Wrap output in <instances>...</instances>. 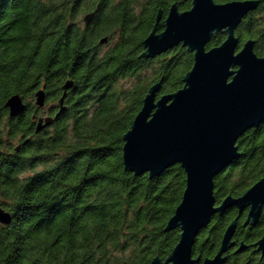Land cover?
Wrapping results in <instances>:
<instances>
[{
    "label": "trees",
    "instance_id": "obj_1",
    "mask_svg": "<svg viewBox=\"0 0 264 264\" xmlns=\"http://www.w3.org/2000/svg\"><path fill=\"white\" fill-rule=\"evenodd\" d=\"M192 3L0 0V206L13 217L0 223V264H152L171 255L181 229L166 227L182 200L186 173L178 163L154 178L136 176L125 169L123 146L154 85L160 83L158 99L184 87L194 53L179 45L146 58L144 41L153 29L164 30L173 4L184 12ZM236 35L239 49L253 40L256 55L264 57V0ZM103 38L108 42L101 44ZM226 38L216 34L208 49ZM68 81L66 110L37 132L41 117L59 112ZM40 89L43 108L35 104ZM15 94L26 109L11 117L5 104ZM238 146L240 157L215 177L217 205L264 178V122ZM247 215L236 207L215 214L198 234L194 257H214L238 217L225 264H264L254 246L264 235V208L255 226L244 225ZM241 244L246 250L235 253Z\"/></svg>",
    "mask_w": 264,
    "mask_h": 264
},
{
    "label": "water",
    "instance_id": "obj_2",
    "mask_svg": "<svg viewBox=\"0 0 264 264\" xmlns=\"http://www.w3.org/2000/svg\"><path fill=\"white\" fill-rule=\"evenodd\" d=\"M261 0H240L216 3L214 0H193L188 11L177 4L170 8L165 28H157L144 41L146 58H154L179 45L194 53V64L186 74L184 87L175 93L157 98L160 83L154 85L131 129L124 136L125 169L136 176H160L174 164L186 173L182 200L168 221L166 230L181 229L180 240L163 262L152 264H225L227 253L235 247L232 239L238 217L227 227L218 253L212 258L194 257L199 232L208 226L215 214H224L236 207L242 214L248 209L245 226L258 224L264 208V178L239 197L227 196L217 205L215 177L240 157L238 141L249 130L264 122V57L254 51L255 41L248 40L239 49L236 30L242 20L255 11ZM93 14L84 21L91 23ZM161 19L159 16L157 22ZM224 33L220 46L208 49L212 38ZM108 42L107 38L100 43ZM73 83L63 86L60 110L55 117H41L36 131L50 126L65 110L66 92ZM44 89L35 92V104L43 108ZM5 106L16 117L26 109L19 94L12 95ZM13 217L0 206V223L9 224ZM264 257V235L254 245ZM241 244L235 253L246 250Z\"/></svg>",
    "mask_w": 264,
    "mask_h": 264
},
{
    "label": "flooded vegetation",
    "instance_id": "obj_3",
    "mask_svg": "<svg viewBox=\"0 0 264 264\" xmlns=\"http://www.w3.org/2000/svg\"><path fill=\"white\" fill-rule=\"evenodd\" d=\"M55 113H53V115H54ZM48 115V114H47ZM50 115V114H49ZM55 116V115H54ZM260 254V253H259Z\"/></svg>",
    "mask_w": 264,
    "mask_h": 264
}]
</instances>
